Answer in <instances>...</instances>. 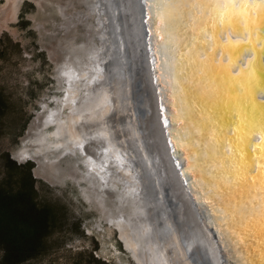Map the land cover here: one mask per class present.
I'll return each mask as SVG.
<instances>
[{
	"label": "bare ground",
	"instance_id": "1",
	"mask_svg": "<svg viewBox=\"0 0 264 264\" xmlns=\"http://www.w3.org/2000/svg\"><path fill=\"white\" fill-rule=\"evenodd\" d=\"M78 1L94 7L92 0ZM21 2L6 0L0 7L3 24L8 25L16 18ZM33 2L43 16L36 21L41 46L54 63L53 76L58 88L67 91L58 101L62 106H55L45 116L38 113L32 119L13 157L18 161H24L26 155L34 158L37 162L35 175L54 187L63 184L76 187L99 219L117 224L125 246L140 264H227L229 258L221 259L217 254L216 247L221 241L219 232L217 238L207 227L200 206L188 188L180 161L171 150L165 72L162 62L158 61V50L153 49L149 39L142 0H128V35L131 45L136 37L140 46L138 74L142 103L148 112L145 131L151 148L166 158L162 184L163 188L166 184L169 188L170 197L165 200H172L170 204L178 224L176 233L185 243L181 250L189 256L183 260L172 258V252L166 251L163 244L169 237L154 207V199L150 192L145 195L140 177L131 169L134 158L122 151L115 130L102 118L112 106L111 90L99 70L100 58L104 56V48L100 45L104 42L103 27L98 32L86 24L74 0ZM78 23L83 25V30ZM85 88L86 93L81 91ZM65 107L68 111L62 113ZM49 126H53L51 134L46 130Z\"/></svg>",
	"mask_w": 264,
	"mask_h": 264
},
{
	"label": "rangeland",
	"instance_id": "2",
	"mask_svg": "<svg viewBox=\"0 0 264 264\" xmlns=\"http://www.w3.org/2000/svg\"><path fill=\"white\" fill-rule=\"evenodd\" d=\"M5 1L0 0V7ZM74 1L79 13L85 16L86 24L98 32L103 27L104 42L96 37L97 43L101 42L104 48L99 70L111 90L112 106L108 115L102 118L115 130L122 151L127 157L134 158L135 164L131 169L140 177L145 195L150 192L154 199V207L169 237L168 242L162 243L166 251L172 252V258H188V253L181 250L183 242L179 240L171 216H168L160 183L144 146L145 106L134 64L136 59L133 58L135 46H130V19L124 1L92 0L94 7L83 1ZM42 17L33 0H22L13 21L8 25L0 21V187L6 186L7 178L14 186L16 180L20 183L25 172L17 169V165H30L32 177V169L37 166L28 158H34L26 155L25 164H19L12 156L21 147L25 129L32 119L38 113L45 116L55 106H62L58 101L67 91L66 88H58L53 76L54 63L41 46L36 21ZM78 27L84 29L81 23ZM81 91L86 93L87 89ZM67 111L65 107L61 112ZM52 128L47 127L49 134ZM45 182L34 180V201L56 209L57 225L44 237L45 249L24 255L23 258H33L24 264H140L125 248L117 224L99 219L76 187L71 184L51 187ZM3 244L0 243V258L4 257Z\"/></svg>",
	"mask_w": 264,
	"mask_h": 264
},
{
	"label": "water",
	"instance_id": "3",
	"mask_svg": "<svg viewBox=\"0 0 264 264\" xmlns=\"http://www.w3.org/2000/svg\"><path fill=\"white\" fill-rule=\"evenodd\" d=\"M123 1L125 9H128V0ZM142 2L144 3L143 10L145 11L146 19V21H144L148 26L149 39L152 42L153 49L155 48L158 50L159 58L161 59H159L158 61L162 62L161 66L163 67V70L166 61H168L170 65L169 70L167 72H164L167 83V92L165 95L167 103V113L166 109L165 113L169 125V130L171 131V133L169 132L171 138V150L173 155H176L177 159H179L180 161L179 163L181 164V170L184 171L188 188L193 194L198 205L200 206L199 210L202 212V215H204V221L207 227H209V230L213 231V235L215 234L217 238H219L217 234L219 232L221 241L218 242L219 246L216 247L217 254L221 259L223 257L229 258V261L226 262L227 264H261L260 253L262 248V241H264V233H261V231L258 229L254 236L252 238H249L245 243H237V236L243 234L245 232V229L240 227L238 224L226 222L225 217L222 215L225 210L229 209L230 205L244 202L249 196V191L246 190L245 185L243 184L240 187L232 185L230 187L226 186L224 189H221L222 191L226 192V196H224L223 198L216 199L214 197H211L205 191V188L212 180V176L204 169V160L203 156L201 155L203 149L200 148L199 145L207 144L211 139L212 133L218 128L220 129L221 133H223V135L217 136V139L220 142L219 159H221V161L223 156L227 155L229 142L234 144L237 148H243L244 159L252 164V172L248 177L247 189L251 188L253 182L264 180V177L261 176V173L259 171L258 164L253 162L254 155H264V146L261 145L259 137H256L255 140L250 144H241L237 141L236 137H238L240 133L236 130L235 124L239 119V116L238 113L234 114L233 111L228 108V102L226 99L221 101L218 99V97L215 96H209L207 99H205L202 91L193 90L192 85L189 84L188 80L186 79V73L193 72L195 70V67H197L198 65L194 66L193 68L186 69L185 72H181V69L184 68L185 64L189 63L187 54L190 50V46L193 44V38L197 37V50H199L200 48H205V50L207 51L205 45L200 42L202 40V37H198V34L202 29H207L213 34H216L219 31L216 21L217 13L224 12L225 10L222 8H217L215 5H205L199 8L184 10L183 20H177L175 24V30L173 32L174 39L172 43L169 44V48L173 50L172 55L165 56L161 48V41L169 39V37L164 36V34L160 31L158 27L159 20L153 16L152 10L147 5L145 0H142ZM188 11L191 12V17L187 15ZM228 11L229 13L231 12V10ZM173 14L177 17L181 15L179 11L174 12ZM233 30L237 32L236 43H240L238 37L242 34L243 30L238 29V27L236 26H234ZM133 40L135 41L136 37L135 39L133 38ZM130 46L134 47V45L132 46L131 44ZM139 47L140 46L138 44V41L136 40L134 51L137 50V52L133 54V58L136 59L134 60V64L136 66L137 72V58H139L140 49ZM243 49L244 46L241 44L240 51H243ZM226 52L227 49L224 46V40L223 38H221L217 41V47L215 48V50L210 52L209 55L217 65H223L226 69L227 63L224 59ZM256 52L258 54L264 53V48L257 47ZM227 54L230 57L234 58L237 55V51L234 49ZM171 64H175V68H172ZM154 65L155 62H153V66ZM224 74L228 78H235V74H229L227 71H225ZM139 85L142 93V84L140 79ZM181 90L183 91V98L185 100V103L189 105L186 112V117L184 118L178 117V113L180 112V108L178 105ZM141 96L143 97L142 94ZM252 106L256 111V119L260 120L261 117L264 116V108L261 107L260 101L254 100ZM210 108H213L214 112L210 113ZM147 113V109L145 108V118ZM26 130L27 128L25 129V131ZM185 131H187V133L189 134V138L187 140L183 139ZM143 140L144 146L147 151V156L151 160L150 164L154 168L158 181L160 183V187L163 193L162 200L164 201L168 196L170 197V192L167 184L164 185V188L162 184V182H164L163 172L166 171V158L165 156H162L161 153H158L157 150L154 151L151 148L150 143L147 139L146 131H144ZM166 142L167 141L165 140L164 143ZM165 149L167 151L166 153L168 154L167 143L165 144ZM253 149H256L255 153L253 152ZM12 158L19 164H25V162L27 161H18L13 156ZM28 160L34 162L37 166V162L35 159L28 158ZM194 164L197 166L196 169H194L193 167ZM34 169H32L33 179L35 181H45L42 178H37L34 173ZM45 183L51 187H54L47 181ZM170 202H172V200L168 198V202H166L165 200L166 204L164 203V206L167 209L168 216H171L172 219L170 220L173 222L177 230L178 224L174 219L175 214L172 211ZM173 208L175 209V204L173 205ZM180 239L181 242L184 243L183 238ZM125 248L127 247L125 246Z\"/></svg>",
	"mask_w": 264,
	"mask_h": 264
},
{
	"label": "snow or ice",
	"instance_id": "4",
	"mask_svg": "<svg viewBox=\"0 0 264 264\" xmlns=\"http://www.w3.org/2000/svg\"><path fill=\"white\" fill-rule=\"evenodd\" d=\"M145 2L151 8L153 16L159 20L160 31L169 37L161 41L165 56L172 55L173 50L169 48V44L174 39L173 32L177 20H183L184 10L205 5H215L225 10L217 13L219 31L216 34L207 29H202L198 34V37H202L200 42L205 45L207 51L205 48L197 50V37L193 38V44L187 54L189 63L185 64L181 72L198 65L193 72L186 73V79L193 90L202 91L205 99L209 96L218 97L221 101L226 99L228 108L239 116L235 124L236 130L240 133L236 137L237 141L241 144H250L259 137L261 145L264 146V116L257 120L256 111L252 106L254 100H259L261 107L264 108V53L256 52L257 47L264 48V0H145ZM177 11L181 13L179 17L173 14ZM187 15L191 17V12L188 11ZM234 26L243 30L238 37L240 43H236L237 32L233 30ZM221 38L227 49L224 56L226 69L223 65H217L209 55L215 50L217 41ZM241 44L244 46L243 51H240ZM234 49L237 55L232 58L227 53ZM169 67V62L166 61L164 71L167 72ZM171 67L175 68V64H171ZM225 71L235 74V78L226 77ZM178 106L180 108L178 117H186L189 105L185 103L182 90ZM209 112H214V109L210 108ZM218 135L223 133L217 128L207 144L199 145L203 149L201 155L204 169L212 176L205 191L211 197L221 199L226 196V192L221 190L226 186L245 185L249 191L248 198L242 203L230 205L229 209L222 213L226 222L238 224L245 229L243 234L237 236V243L243 244L252 238L258 229L264 233V180L253 182L251 188L247 189L252 164L244 159V149L237 148L229 142L227 155L223 156L221 161ZM188 138L189 134L185 131L183 139ZM253 152L255 153L256 149H253ZM253 162L258 164L261 176L264 177V155H254ZM193 167L196 169L197 166L194 164ZM260 255L261 264H264V241Z\"/></svg>",
	"mask_w": 264,
	"mask_h": 264
},
{
	"label": "trees",
	"instance_id": "5",
	"mask_svg": "<svg viewBox=\"0 0 264 264\" xmlns=\"http://www.w3.org/2000/svg\"><path fill=\"white\" fill-rule=\"evenodd\" d=\"M11 163L16 166L14 161ZM16 168L24 170L25 180L21 179L20 183L16 180L14 186L7 178L6 186L0 187V243H4L0 264H24L33 259L23 257L45 249L44 237L58 221L55 208L34 201L36 191L31 166L17 165Z\"/></svg>",
	"mask_w": 264,
	"mask_h": 264
}]
</instances>
